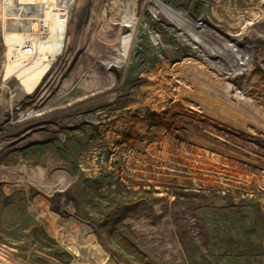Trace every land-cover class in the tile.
Masks as SVG:
<instances>
[{
  "label": "rangeland",
  "instance_id": "374dc122",
  "mask_svg": "<svg viewBox=\"0 0 264 264\" xmlns=\"http://www.w3.org/2000/svg\"><path fill=\"white\" fill-rule=\"evenodd\" d=\"M68 1L37 91L10 105L0 90V264H264V120L233 109L225 77L264 85V0ZM190 37L216 56L200 81ZM114 61L99 90L76 89ZM138 191L117 227L129 246L102 226Z\"/></svg>",
  "mask_w": 264,
  "mask_h": 264
},
{
  "label": "bare ground",
  "instance_id": "6f19581e",
  "mask_svg": "<svg viewBox=\"0 0 264 264\" xmlns=\"http://www.w3.org/2000/svg\"><path fill=\"white\" fill-rule=\"evenodd\" d=\"M69 2L68 0H0V31L5 46V60L0 66V90L11 91L10 105L17 95L34 94L62 55L70 30V27L64 23L66 16L62 13L69 9ZM192 38L200 41L195 42ZM195 38L189 39L188 48L194 53L189 55L187 62L193 65L196 71L195 78L200 81V58L216 60V56L212 57L215 54L209 51L211 48L204 40ZM256 42L260 45L263 43L258 40ZM119 63V61L110 63L108 78H93L89 85H82L76 89L83 92L86 86L88 89L85 91L88 90V93L99 90L106 79L113 77ZM225 77L229 83L228 87L226 86L227 90L230 87L234 98H240L241 104L238 107L234 106L236 108L233 109L239 115L248 114L255 119L264 120V85L255 88L252 84L234 82L238 87L231 86L232 80H241L231 70L225 73ZM180 84L187 86L184 80H180ZM195 85L199 86L197 83ZM216 94L217 97L226 100L224 94L217 91ZM225 112L229 111L225 110ZM223 114L224 112L218 114L221 125L224 126L223 131L228 133L232 129L236 132L235 129L240 128L237 130L246 132V127L241 128L234 123L230 115ZM188 121L197 125L196 128L200 126L201 131L205 128L193 112H188ZM62 178L66 180L67 177L62 175Z\"/></svg>",
  "mask_w": 264,
  "mask_h": 264
},
{
  "label": "trees",
  "instance_id": "16d2710c",
  "mask_svg": "<svg viewBox=\"0 0 264 264\" xmlns=\"http://www.w3.org/2000/svg\"><path fill=\"white\" fill-rule=\"evenodd\" d=\"M144 194L150 195L149 192L144 191H138L136 193L129 194V196L125 199V202L118 204L115 208L106 213V219L102 229L104 230V233L107 237L110 239L117 237V239L123 241V243L133 246L126 238L122 236V234L117 230V227L125 218L128 217V215L146 205V198L143 197ZM259 215L264 218L261 210H259Z\"/></svg>",
  "mask_w": 264,
  "mask_h": 264
},
{
  "label": "water",
  "instance_id": "95a60500",
  "mask_svg": "<svg viewBox=\"0 0 264 264\" xmlns=\"http://www.w3.org/2000/svg\"><path fill=\"white\" fill-rule=\"evenodd\" d=\"M263 5H264V1H263ZM263 49H264V46H263Z\"/></svg>",
  "mask_w": 264,
  "mask_h": 264
}]
</instances>
